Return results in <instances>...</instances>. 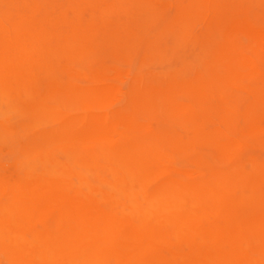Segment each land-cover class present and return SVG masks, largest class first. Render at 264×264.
<instances>
[{"label": "bare ground", "instance_id": "obj_1", "mask_svg": "<svg viewBox=\"0 0 264 264\" xmlns=\"http://www.w3.org/2000/svg\"><path fill=\"white\" fill-rule=\"evenodd\" d=\"M0 264H264V0H0Z\"/></svg>", "mask_w": 264, "mask_h": 264}]
</instances>
